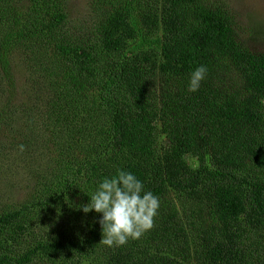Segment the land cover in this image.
Segmentation results:
<instances>
[{"label":"trees","instance_id":"1","mask_svg":"<svg viewBox=\"0 0 264 264\" xmlns=\"http://www.w3.org/2000/svg\"><path fill=\"white\" fill-rule=\"evenodd\" d=\"M93 7L78 29L67 0H0V169L37 178L0 202V264H264V52L238 40L226 0ZM19 60L37 119L13 102ZM39 142L58 158L42 166ZM117 169L160 207L139 239L106 247L83 208Z\"/></svg>","mask_w":264,"mask_h":264},{"label":"rangeland","instance_id":"2","mask_svg":"<svg viewBox=\"0 0 264 264\" xmlns=\"http://www.w3.org/2000/svg\"><path fill=\"white\" fill-rule=\"evenodd\" d=\"M236 17V35L238 40L253 53L264 52V0H226ZM94 0H67V11L73 22V25L78 29H85L95 18L92 9ZM21 56H16L15 59ZM28 62V61H27ZM14 74L16 80V95L13 97V102L24 104L31 115L35 119L36 106L35 98L32 92L33 78L28 73L26 61L19 60L14 66ZM27 89V91H25ZM0 91V108L5 106L6 87ZM42 133V132H41ZM40 133V134H41ZM39 148V153L42 155V166L47 165L48 161H53L58 158L56 152L47 145H42L40 142L36 144ZM15 155L14 150L11 152ZM16 158V157H15ZM36 159V156H32ZM27 162L36 165L37 161L33 162L29 156L23 157ZM41 160L40 158H38ZM19 161V160H18ZM13 169L7 170L3 167L0 169V202L3 203H18L24 200L31 189L34 188L36 175L29 172L24 164H17ZM45 168V167H44ZM36 170V169H35ZM38 171V170H36ZM42 173V171H41ZM3 196V197H2ZM2 197V201H1Z\"/></svg>","mask_w":264,"mask_h":264},{"label":"clouds","instance_id":"3","mask_svg":"<svg viewBox=\"0 0 264 264\" xmlns=\"http://www.w3.org/2000/svg\"><path fill=\"white\" fill-rule=\"evenodd\" d=\"M207 71L204 65L192 71L189 92L199 90ZM19 147L23 151L24 146ZM159 207V198L151 191H145L143 182L135 174L117 169L113 176L104 177L97 184L83 211L101 214L98 223L102 238L99 243L106 247H120L129 239H139L153 227Z\"/></svg>","mask_w":264,"mask_h":264}]
</instances>
